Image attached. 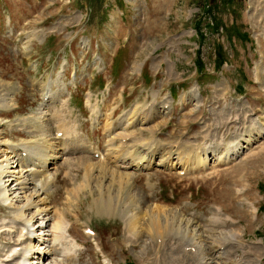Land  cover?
Segmentation results:
<instances>
[{
  "label": "rangeland",
  "instance_id": "1",
  "mask_svg": "<svg viewBox=\"0 0 264 264\" xmlns=\"http://www.w3.org/2000/svg\"><path fill=\"white\" fill-rule=\"evenodd\" d=\"M219 46L225 59L217 67ZM47 81L56 94L45 101L47 114L40 122V86ZM171 90L177 92L175 99ZM89 95L102 114L98 122ZM4 99L13 105L0 110L3 143L32 141L36 146L48 139L57 152L62 149L49 170L39 171L42 178L56 174L42 194L47 206L39 205L49 209V227H35L48 241H32L33 253L39 251L32 255L42 264H105V258L112 264H200L202 256L185 248L177 234L192 219L204 234L195 242L205 245L201 253L214 258V264H241L244 258L242 264L248 259L264 264V0H0L1 104ZM145 105L155 108L144 114ZM54 114L83 136L82 152L65 153L74 140L67 138L72 133H55L60 129ZM138 116L141 122L127 129L137 152L145 154L147 145L158 141L163 146L156 148V160L183 162L179 154L192 155L210 144L208 152H201L210 162L184 174L179 169L193 166L195 156L173 169L164 163L136 172L119 168L113 151L105 158L89 152V144L106 150L108 142L119 143L120 135L126 140L123 122ZM108 119L122 125L112 138ZM236 142L242 144L240 153L226 161L231 157L226 145ZM46 152L49 159L52 150ZM20 159L17 170L26 167L25 155ZM11 185L15 204L0 199L3 264L13 247L19 251L14 262L20 260L33 230L22 232L12 212L33 191V183L24 192L15 182ZM109 197L120 213L127 199L137 221L132 231L121 215L96 213L94 202ZM155 219L160 228L154 231ZM57 222L70 225L62 238L52 228ZM88 226L97 234H85ZM229 235H236V241L224 250L219 242ZM221 251L228 258L219 259Z\"/></svg>",
  "mask_w": 264,
  "mask_h": 264
},
{
  "label": "bare ground",
  "instance_id": "2",
  "mask_svg": "<svg viewBox=\"0 0 264 264\" xmlns=\"http://www.w3.org/2000/svg\"><path fill=\"white\" fill-rule=\"evenodd\" d=\"M42 91H43L44 95H48L50 89L48 88L47 85H43ZM7 100H9V99H4L2 104L0 103V110L13 105V104H11V102H9ZM44 108H45V106L42 107V110H40V112H39L40 114H39L38 119L40 122H41V120H45V118H46V110H44ZM155 111L156 110H154L151 114L146 116V117H148L147 118L148 120L155 115V113H154ZM137 118L140 119L139 117H137ZM57 121H58V123H61V122H59V120H57ZM140 122H141V119H140ZM42 123L44 124L43 121H42ZM130 123H133V120L129 117L123 122V124H125L124 127L126 128V126H128ZM109 124H110V122L106 123L105 124L106 127L109 126ZM45 129H46L45 131L48 130L47 125H46ZM59 129L62 130L61 128H59ZM119 130H122V129H119ZM125 130L127 131V128ZM255 132H257V134L260 133V131H255ZM127 133L129 134L128 131H127ZM121 137L123 138V136H121ZM126 137H128V136H126ZM46 138H48V137H46ZM47 140L48 139H45L44 141L39 142V144L36 146L30 145L32 141L24 142L23 144H16L15 143V145H13L11 143H3L2 140H0V199L3 202V204L7 205V206L15 204V203H13L15 198L11 197V193H14V192H12V190H14L13 189L14 187H12V186H14V185H11L13 182H15L17 184L18 188L22 189V191H23V189L28 188L27 185L30 183H33V186H34V189H33V191H31L30 195L26 196L27 197L26 200L23 199V200H25V202H23V204H21V206H19V207L17 206L18 208H16V210L12 211L13 212V221L19 222L22 224V229H21L22 232L24 230H28V229L30 230L31 228L33 229L31 231V233H28V236H29L28 238L30 239L29 240L30 243H28V245L24 248V252L21 253L22 255L20 254L21 255L19 258L20 260L17 262H14V261L17 260V255H18L19 251L16 247L11 248V251L7 254L5 259L3 260V262H5L4 264L13 263V262L15 264H42L41 260L38 261V258L36 260V258H34L32 255V254H36L37 252H39L38 250H36L35 253H33V250L36 248V243L33 244L32 241H35V240H37L39 242L40 241H44V242L48 241V240H46V238H44V236H42V235H40V233H38V230L35 229V227L38 226V228H40L39 229L40 231L45 230L47 227H49V219L51 218L50 216H48L49 209L46 207L41 208L42 206H39V205L44 204V206H47L46 204H47L48 200L46 199L45 196L42 197V194L45 193V191H49V189H51L50 188L51 184L56 181V174L51 172L50 174H48L42 178L41 177L42 173L39 171L49 170L51 168L50 165L52 163H55L56 159L59 158L61 156V153H62L61 148H59L60 153L56 151L57 150L56 148H52L51 147L52 143H50L49 140H48L49 145L47 147H45V142ZM248 140H249V138H244V139H242V142L243 141L245 142ZM112 145H113L112 142H110L109 147L107 149L108 151L111 150L110 152L114 151V149H113L114 146H112ZM241 146H242V144H240V142L227 144L225 153L227 156H231V157L226 159V161L231 159L233 156L239 154L241 151V148H242ZM209 148H211V147H209ZM209 148H205V151L208 152ZM48 149L52 150V154H51V156H49V159H46L48 156L46 151ZM122 150H123L122 157L120 159H117V161H120V162L126 164V166H132V165H127L131 161V160L128 161V159H127V157H128L127 155H129V154L128 153L125 154L127 148H124ZM26 151H27V153L25 154L26 167H24L23 169L17 170V168L20 165V161L22 160L20 158H23V156H24L23 152H26ZM202 152H204V151H202ZM217 152H219V151H217ZM9 153L15 154V157H13L14 160L12 162H10L8 160V154ZM211 153H213V155H216L215 151H210L209 154H211ZM105 156H106V154L104 153L103 156H101V157H105ZM131 156L134 157V159H133L134 160V163H133L134 166H135V164H138L140 159H142V158L136 159V155H134V154H132ZM181 156H183V155H181ZM116 158H117V156H116ZM183 159H185L186 161L188 160L185 157H183ZM185 160H183V162H182L183 165H185ZM200 161H202L204 163L206 161H208L207 155H205V156L201 155ZM190 166H191V164H190ZM186 168H188V167H186ZM35 171H38V172H35ZM87 173H88V171H87ZM105 174H108V173L105 171ZM4 178H7V180H4ZM29 188H31V187H29ZM72 195H70V196H72ZM39 197H41V198L39 199ZM127 198L129 199V197H127ZM17 199H19V198H17ZM124 200H125V204H126L125 205L123 202L125 210L124 211L122 210L121 213L117 211V208H116V205L114 202V198L112 199L110 197L107 200H101V198H100V199H98V201H95L94 202V206H95L94 208H96L97 214H101V215H104V214L105 215H117L118 214V215H121L123 217L124 221L127 222L126 223L127 224L126 229L128 230V232H130V231H132L131 226L133 227V223L135 224L136 218L134 215H133L134 217H132V215L130 214V210H129L128 205H127V199H124ZM98 202H100V204H98ZM113 204L115 205L114 207H113ZM32 208H37V209H36L34 215L29 216L28 214H26V212ZM219 213H221V212H219ZM129 216H130V218H129ZM214 218H215L214 221H219L218 217H214ZM180 220H181V222L186 221L183 218H180ZM187 221H188V219H187ZM64 224L63 225L61 224L62 226H60L59 223L57 222V225L55 224L52 227L53 230L58 231L57 236L60 238H62L64 233H66L65 230H66V226H68V223H64ZM168 225H169V223H168ZM186 225L188 227H186L185 230H183V228L181 226H179L178 230H180V231L177 232V234L178 233L180 234L182 241L186 242L184 247L185 248L190 247L192 250H195L197 255L202 256V259L200 260V262H201L200 264H214L213 263L215 261L214 258L213 259L212 258H206V256L202 255L203 252L201 253L202 249L203 248L205 249V245H202L201 242H197V243L195 242V241H197V239H201L200 237H202L204 235L202 227L198 226L193 219L190 220ZM158 226L160 228V225L158 224V220H156V219L152 220V222H151L152 230H154V231L158 230L159 229ZM168 227L169 226L166 227V231L170 230ZM191 227H193L192 228L193 234L190 233ZM68 228H70V225L68 226ZM2 233H0V234H2ZM42 233H44V231ZM180 237L178 236L179 239H180ZM41 238H43V239H41ZM214 241H216V240H214ZM234 241H236V235H229L228 237L224 238L223 240H221L219 242V244H220L219 246H220V248H224V250H225L227 248V247L225 248V246H227L228 244H232ZM199 244H201V245H199ZM41 255H43V254H41ZM45 255L47 256L48 254L45 253ZM220 257L228 258V252L227 251L226 252L221 251L219 253L218 258L220 259ZM244 260H245V258H244ZM242 262H241V264H242ZM111 263L108 260L106 261V264H111ZM216 263L217 262H215V264ZM0 264H3V263L0 262ZM246 264H253V263H252V261H250L248 259L246 261Z\"/></svg>",
  "mask_w": 264,
  "mask_h": 264
},
{
  "label": "trees",
  "instance_id": "3",
  "mask_svg": "<svg viewBox=\"0 0 264 264\" xmlns=\"http://www.w3.org/2000/svg\"><path fill=\"white\" fill-rule=\"evenodd\" d=\"M213 28V27H212ZM203 31V28L202 27H199V33L202 35V37L204 38V32ZM223 49L219 46L218 47V50H217V54H216V61L218 60L217 62V67L221 65V62H223V60L225 59L224 57V53H223ZM200 69H201V64L199 62V66H198Z\"/></svg>",
  "mask_w": 264,
  "mask_h": 264
}]
</instances>
